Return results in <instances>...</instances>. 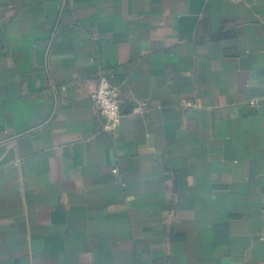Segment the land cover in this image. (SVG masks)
<instances>
[{"label": "crops", "instance_id": "obj_1", "mask_svg": "<svg viewBox=\"0 0 264 264\" xmlns=\"http://www.w3.org/2000/svg\"><path fill=\"white\" fill-rule=\"evenodd\" d=\"M0 264H264V0H0Z\"/></svg>", "mask_w": 264, "mask_h": 264}, {"label": "built area", "instance_id": "obj_2", "mask_svg": "<svg viewBox=\"0 0 264 264\" xmlns=\"http://www.w3.org/2000/svg\"><path fill=\"white\" fill-rule=\"evenodd\" d=\"M93 107L103 119V128L112 135H117L120 129L122 118V90L120 85L112 76L100 73L96 87L91 94ZM253 104L256 102L253 101ZM115 175L120 174L119 167L113 168Z\"/></svg>", "mask_w": 264, "mask_h": 264}]
</instances>
